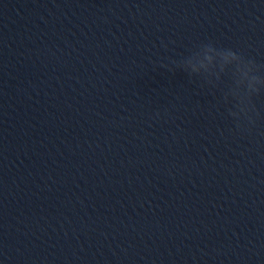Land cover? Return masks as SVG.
Returning <instances> with one entry per match:
<instances>
[{"label": "clouds", "instance_id": "9594fccd", "mask_svg": "<svg viewBox=\"0 0 264 264\" xmlns=\"http://www.w3.org/2000/svg\"><path fill=\"white\" fill-rule=\"evenodd\" d=\"M202 51L215 52L218 59L212 63V58L208 57V64L201 61L205 70L194 75L193 72L188 71V67L192 65L193 58ZM225 57H230V59H225ZM172 64L175 65V68L169 65H161V67L169 72L182 70L189 77H202L212 85L220 81L222 76L228 75L232 83L224 96L226 95L227 99L231 97L235 101L234 110L229 109V115L233 118L237 129L251 131L258 116L253 104V97L264 90V74H262L264 65L257 64L255 60L246 58L231 48H217L212 43L197 46L181 60L172 61Z\"/></svg>", "mask_w": 264, "mask_h": 264}]
</instances>
